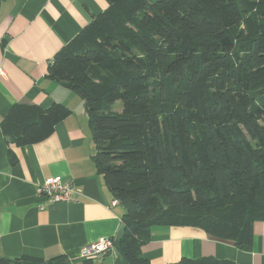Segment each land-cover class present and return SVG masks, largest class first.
<instances>
[{"label": "trees", "instance_id": "16d2710c", "mask_svg": "<svg viewBox=\"0 0 264 264\" xmlns=\"http://www.w3.org/2000/svg\"><path fill=\"white\" fill-rule=\"evenodd\" d=\"M106 2L56 54L49 76L86 104L94 159L128 223L119 257L150 264L141 249L157 225L251 245L264 221V0ZM70 113L17 104L2 129L33 145ZM59 262L0 256V264Z\"/></svg>", "mask_w": 264, "mask_h": 264}, {"label": "crops", "instance_id": "0c3cea01", "mask_svg": "<svg viewBox=\"0 0 264 264\" xmlns=\"http://www.w3.org/2000/svg\"><path fill=\"white\" fill-rule=\"evenodd\" d=\"M106 7V0H0V256L126 264L115 251L81 258L86 245L115 240L125 211L113 205L115 198L98 170L85 102L49 76L56 54ZM55 103L71 113L50 137L33 145L6 138L2 123L15 105L48 109ZM57 176L74 184L72 202L38 196V187ZM141 256L150 264L203 257L264 264V221L255 222L252 243L245 248L201 228L157 225Z\"/></svg>", "mask_w": 264, "mask_h": 264}, {"label": "built area", "instance_id": "2783aa9c", "mask_svg": "<svg viewBox=\"0 0 264 264\" xmlns=\"http://www.w3.org/2000/svg\"><path fill=\"white\" fill-rule=\"evenodd\" d=\"M40 197L50 202H72L74 200V184L71 181H64L61 177H51L46 179L37 189ZM115 199L113 205H119ZM115 240L113 238H102L96 243L86 245L81 252L83 260L100 258L109 252H114Z\"/></svg>", "mask_w": 264, "mask_h": 264}, {"label": "water", "instance_id": "95a60500", "mask_svg": "<svg viewBox=\"0 0 264 264\" xmlns=\"http://www.w3.org/2000/svg\"><path fill=\"white\" fill-rule=\"evenodd\" d=\"M127 221L121 226L120 230L118 231L115 237V248L114 251L118 254V250L121 248V239L124 236L127 228Z\"/></svg>", "mask_w": 264, "mask_h": 264}, {"label": "rangeland", "instance_id": "374dc122", "mask_svg": "<svg viewBox=\"0 0 264 264\" xmlns=\"http://www.w3.org/2000/svg\"><path fill=\"white\" fill-rule=\"evenodd\" d=\"M115 110H122V103H121V102H118V103L115 105Z\"/></svg>", "mask_w": 264, "mask_h": 264}]
</instances>
